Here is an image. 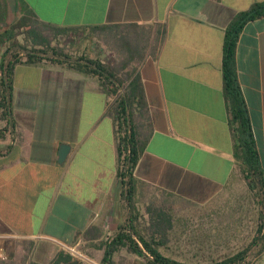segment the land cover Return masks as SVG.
Returning <instances> with one entry per match:
<instances>
[{"label":"crops","instance_id":"obj_1","mask_svg":"<svg viewBox=\"0 0 264 264\" xmlns=\"http://www.w3.org/2000/svg\"><path fill=\"white\" fill-rule=\"evenodd\" d=\"M5 1L0 31L21 16L19 0L12 5L13 14L20 9L17 20L9 17L11 0ZM23 1L41 21L63 28L67 43H76L75 31H92L98 42L108 38L116 53L125 49L134 59L145 54L128 67L136 65L142 79L151 133L133 173L130 203L108 113L115 96L95 76L65 64H18L11 121H2L0 134L3 258L48 263L60 249H73L75 256L99 262L119 227L148 235L155 211L162 209L173 220L168 236L182 213L180 229L207 252L250 246L257 253L252 264H264L260 241L252 245L262 207L235 157L223 74L226 29L238 12L264 0ZM236 68L264 168V16L242 29ZM62 144L70 148L59 161ZM156 239L161 252L167 242Z\"/></svg>","mask_w":264,"mask_h":264},{"label":"trees","instance_id":"obj_2","mask_svg":"<svg viewBox=\"0 0 264 264\" xmlns=\"http://www.w3.org/2000/svg\"><path fill=\"white\" fill-rule=\"evenodd\" d=\"M21 3L22 14L20 18L0 31V45L6 48L0 60V121L10 122L13 73L20 63H38L49 60L65 64L86 74L95 76L101 88L109 95L115 96L109 105L108 113L116 126L117 149L119 162V178L123 187L125 198L132 203L135 194L134 170L140 159L141 153L146 147L150 131L146 126L148 103L145 96L142 79L137 72V67L123 72L130 66L133 60L140 63L145 54L139 59L129 52L126 59L117 66L114 63L103 62L100 59L90 58L87 55L72 57L61 48L53 45L56 36L64 30L41 21L36 13ZM7 14L5 0H0V21ZM264 16V1L255 3L249 9L240 11L234 17L232 23L226 29L223 48V74L224 89L229 101L231 123L235 130V157L240 165L241 173L255 201L262 207V221L252 245L260 241L261 251L264 250V168L262 167L257 148L253 127L249 115V109L239 83L236 68V47L239 35L245 24L251 20ZM55 34H50L49 31ZM81 33L75 31L74 33ZM21 37V39H20ZM125 42V40H124ZM4 130H0V134ZM149 225V233L141 234L132 226V233L128 232V226L119 227L118 232L107 243L104 250L103 261L114 264L111 259L120 248L126 247L143 257L148 264H189L169 258L163 255L157 247V239L167 240L168 231L172 227L171 216L164 210H156ZM133 234V235H132ZM249 247L224 259L212 261L206 264H249L247 257ZM79 257L68 250L60 249L54 258L48 263L34 260L18 261L11 258L0 257V264H81Z\"/></svg>","mask_w":264,"mask_h":264},{"label":"rangeland","instance_id":"obj_3","mask_svg":"<svg viewBox=\"0 0 264 264\" xmlns=\"http://www.w3.org/2000/svg\"><path fill=\"white\" fill-rule=\"evenodd\" d=\"M14 3V0H11L9 2V7H11L10 11V19L11 20H17L19 17V8H16V13L13 14L12 12V5ZM22 14V10H21ZM9 20L6 22L7 26L9 24ZM55 34V31H51V35ZM74 35V34H73ZM64 36V37H63ZM66 34L59 33L58 36H56L55 41H53V45H56L57 47L61 48L65 53H68L72 57H78L81 55H87L90 58L94 59H100L104 62H112L119 66L125 59L126 56H128L124 49L123 53H116L114 46L111 44L109 39L105 38L102 42H98L96 39L99 37L98 33L92 32L89 33V31H85L84 33H76L74 35L76 39V43H67L66 41H63V38L65 39ZM88 36V37H87ZM21 39V37H20ZM1 46V45H0ZM6 48V45L3 44L2 47H0L1 56ZM1 60V58H0ZM130 69V67L125 68L123 72H126ZM4 122L0 121V130H4ZM254 197V196H253ZM255 200V198H254ZM256 202V201H255ZM256 206L259 207V203L256 202ZM177 213V211H176ZM180 218H176V226L172 229L170 232V235L167 237V240H165L167 243L161 247V253L169 258H172L177 261L186 262L189 264H206L211 263L212 261H217L224 259L225 257H228L230 255H233L239 251H227V252H207L206 247L202 246V242H197L198 244L191 242L193 240L190 235L187 233H184L179 227V223H181L185 219V215L179 214ZM172 227H173V220H172ZM184 233V234H183ZM256 236V235H255ZM203 238V239H202ZM199 240L204 241V237L199 238ZM250 249V246H249ZM243 250V249H242ZM249 251V250H248ZM257 255V253L249 252V255L247 257V261H249V264H252L253 258ZM89 256H91L89 254ZM115 263L114 264H148L146 260L128 250H120L115 255ZM87 257V256H85ZM94 258V256H92ZM81 264H89L90 261L88 260H81ZM87 261V262H85ZM99 262H104L102 259H99ZM93 264V263H92Z\"/></svg>","mask_w":264,"mask_h":264},{"label":"water","instance_id":"obj_4","mask_svg":"<svg viewBox=\"0 0 264 264\" xmlns=\"http://www.w3.org/2000/svg\"><path fill=\"white\" fill-rule=\"evenodd\" d=\"M70 146L67 144H62L61 145V152H60V159L59 161H63L65 157L67 156V153L69 151Z\"/></svg>","mask_w":264,"mask_h":264},{"label":"built area","instance_id":"obj_5","mask_svg":"<svg viewBox=\"0 0 264 264\" xmlns=\"http://www.w3.org/2000/svg\"><path fill=\"white\" fill-rule=\"evenodd\" d=\"M71 251H72L73 253L76 254V252H75L73 249H72ZM0 257L3 258V256L1 255V253H0ZM79 257H80L81 259L88 260V261H90V262L93 263V264H109V263H107V262L104 263V262H96V261H92V260L88 259L87 257H85L83 254H80Z\"/></svg>","mask_w":264,"mask_h":264}]
</instances>
